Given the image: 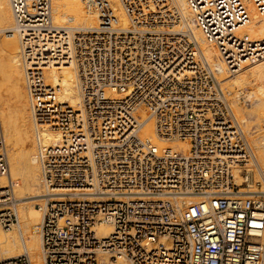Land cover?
Listing matches in <instances>:
<instances>
[{
    "label": "built area",
    "instance_id": "1",
    "mask_svg": "<svg viewBox=\"0 0 264 264\" xmlns=\"http://www.w3.org/2000/svg\"><path fill=\"white\" fill-rule=\"evenodd\" d=\"M85 1L96 27L56 25L52 0H10L37 127L45 264H100L105 254L130 264H264V167L221 78L264 55V39L241 33L246 1L186 0L222 64L174 30L181 17L170 0H121L128 27L108 0ZM251 2L264 15V0ZM72 63L76 107L45 81L47 69ZM150 121L155 138L143 134ZM47 129L60 138L46 144ZM17 207L0 108L2 228L19 224ZM102 224L112 233L102 236ZM0 264L33 260L24 252Z\"/></svg>",
    "mask_w": 264,
    "mask_h": 264
},
{
    "label": "bare ground",
    "instance_id": "2",
    "mask_svg": "<svg viewBox=\"0 0 264 264\" xmlns=\"http://www.w3.org/2000/svg\"><path fill=\"white\" fill-rule=\"evenodd\" d=\"M245 1L250 9L251 21L241 30V33L254 40L264 39V15L258 14L251 0ZM107 2H109L119 24L128 27L130 20L121 0H108ZM52 3L54 23L58 26L87 29L99 25L98 12L87 9L85 0H52ZM154 9L155 7L152 5L151 10ZM170 9L174 10V13L180 14L181 17L180 24L173 25L174 30H183L191 39L195 40L209 62L222 64L221 54L216 44L209 42L200 29L193 24L187 1L170 0ZM4 36L7 41H4ZM4 52L9 54L8 70L4 63ZM21 61V42L15 29L10 0H0V95L3 100L2 116L6 129L10 176L14 182L15 197L19 201L17 207L19 224L11 227L15 230L8 232L0 228V260L28 252L32 257L33 264H45L39 231L44 216L45 202L41 203L43 201L41 197L45 195V189L37 158V127L29 103ZM252 73H255L257 78L263 79L264 55L254 61H246L239 70L232 74L226 72L222 78L223 86L231 93L229 97H231L236 116L243 120L248 133H252L253 126L256 130L264 129V123L262 124L259 120L260 118L264 119V92L262 89H259L258 92L256 90L255 93L243 91V84L247 83V80L250 81ZM45 81L48 86L57 89L59 102L69 103L75 107L82 103L78 70L75 63L60 68L47 69ZM242 96L252 101L253 107L250 106V109L244 108V105L241 107L239 100ZM254 118L256 122L253 121ZM249 125L252 127L249 128ZM248 133L247 136H249ZM261 133H263L261 136L254 137L253 144L249 142L258 162L264 167V131ZM143 134L155 138L152 121L148 122ZM43 138L46 144L53 143L60 138V133L53 129H47L43 132ZM173 147L184 152L189 149L188 144L184 142L174 143ZM191 201L193 199L187 200V202ZM97 230L102 236L112 233V228L106 224L100 225ZM109 261L108 254H105L102 256L100 264H115L109 263ZM116 262H118L116 264H130L123 257H118Z\"/></svg>",
    "mask_w": 264,
    "mask_h": 264
},
{
    "label": "rangeland",
    "instance_id": "3",
    "mask_svg": "<svg viewBox=\"0 0 264 264\" xmlns=\"http://www.w3.org/2000/svg\"><path fill=\"white\" fill-rule=\"evenodd\" d=\"M172 1V0H171ZM7 38H5V36H4V41H7L6 40ZM3 57H4V63H5V67H6V69L8 70L9 69V64H8V61H9V54L7 53V52H4V54H3ZM253 75H251V79H250V81H246L247 83H244L243 84V91L246 93H248V92H250V93H255L256 92V90H257V92L258 91H260L259 89H262V91L264 92V77H263V79H260V78H257V76L255 75V73H252ZM221 78H223V76L221 77ZM263 82H262V81ZM262 83H261V82ZM261 83V84H260ZM224 85V84H223ZM262 85V86H261ZM224 88H226L225 86H224ZM228 89L226 88V91H227ZM234 91H235V89H234ZM228 93H229V91H228ZM233 94V93H232ZM229 96H231V93H229ZM230 99H231V97H230ZM240 102H241V107H243V105H244V108H249L250 109V106L251 107H253L252 105H253V102L252 101H249V100H247V99H245L243 96L240 98V100H239ZM246 101V102H245ZM2 106H3V100H1V95H0V108H1V116L3 115V109H2ZM263 117V116H262ZM259 120H261V122H262V124L264 123V119H262V118H260ZM2 123H3V127H4V131H5V135H6V129H5V124H4V119H3V116H2ZM253 121H255V118L253 119ZM253 121H252V123H253ZM242 122H243V120H242ZM256 122V121H255ZM254 122V123H255ZM243 124H244V122H243ZM252 126H250L249 125V128H251ZM244 129H245V126H244ZM258 129V128H257ZM260 129V128H259ZM259 129L258 130H256V128H254V126L252 127V129H251V131H252V133H248V129H245V131H246V133H248L249 134V136H248V138H249V141L250 142H252L251 144H253V139H254V137L256 138L257 136H261L263 133H261L262 131H264V129H260V131H259ZM251 138V139H250ZM6 141H7V138H6ZM264 141V140H263ZM263 164V163H262ZM13 178L14 179H16V177L15 176H13ZM17 180V179H16ZM16 198V197H15ZM43 197H41V199H42ZM17 199V198H16ZM17 202H18V205H19V201H18V199H17ZM40 202V201H39ZM44 201H41V203H43ZM0 228L3 230V231H8V232H10V231H14L15 229H13V228H10L9 230H7V229H4V228H2L1 226H0ZM109 256V255H108ZM110 257V256H109ZM110 259V258H109ZM109 263H118V262H116V261H114V260H112V259H110V261H109Z\"/></svg>",
    "mask_w": 264,
    "mask_h": 264
}]
</instances>
